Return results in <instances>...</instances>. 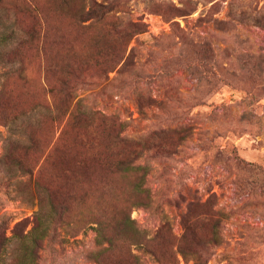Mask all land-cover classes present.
I'll use <instances>...</instances> for the list:
<instances>
[{
  "label": "rangeland",
  "instance_id": "rangeland-1",
  "mask_svg": "<svg viewBox=\"0 0 264 264\" xmlns=\"http://www.w3.org/2000/svg\"><path fill=\"white\" fill-rule=\"evenodd\" d=\"M1 3L0 36L13 35L0 50L24 36L16 17L21 26L38 21L50 43L45 52L26 51V79L0 62V104L50 102V88L66 79L88 111L125 123L128 160L143 167L150 200L132 192L133 177L114 180L144 237L168 222L176 241L188 235L193 250L209 251L206 264H264V0ZM96 3L107 12L82 17ZM17 140H26L19 126L0 121V226L11 237L18 222L32 228L39 211L38 199L25 197L34 174L6 166ZM105 144L102 136L96 149L89 145L86 158L106 157ZM70 227L33 261L17 255L11 238L0 264H99L89 255L98 248L96 231L74 235ZM132 252L139 264H162L141 244L120 241L108 255L128 264ZM177 257V264L195 263Z\"/></svg>",
  "mask_w": 264,
  "mask_h": 264
},
{
  "label": "trees",
  "instance_id": "trees-1",
  "mask_svg": "<svg viewBox=\"0 0 264 264\" xmlns=\"http://www.w3.org/2000/svg\"><path fill=\"white\" fill-rule=\"evenodd\" d=\"M24 9L29 15L35 14V10L27 5ZM107 9V6L96 3L82 17L100 18ZM15 23L24 36L14 46L0 50V62L8 67V74L26 79V51L45 52L50 39L46 32L42 33L38 21L22 27L16 17ZM12 35H1L0 45ZM73 88L63 79L59 85L50 88V102H36L26 109L21 108L16 99L0 104V121L8 126L18 125L26 137V140L9 144L5 154L6 166L11 171L19 169L34 174L33 190L25 197L37 198L39 203V211L29 230L24 228L23 222H18L11 237L0 226V250L11 238H16L17 255L33 261L38 258L45 242L50 244L57 239L62 227L71 226L76 230L72 234L77 235L79 228L89 226L96 231L98 242V248L91 250L89 255L99 264H123L108 255L120 241L128 246L141 244L147 247L162 264H177L178 252L186 260H195L193 264H206L209 251L193 250L186 241L188 235L176 241L168 222L162 224L155 237L143 236L131 217L132 202L123 198V192L117 189L114 180L116 176L133 177L132 192L150 200L143 167L134 166L128 160L126 150L129 143L122 135L125 123L115 116L88 111L76 101ZM45 120H48L46 127L43 126ZM102 136L106 140V157L95 153L91 160L87 159L86 149L89 145L96 149ZM15 150H20L21 154L17 156ZM186 217L185 228L190 233L192 224ZM130 259L128 264L140 262L133 252Z\"/></svg>",
  "mask_w": 264,
  "mask_h": 264
}]
</instances>
